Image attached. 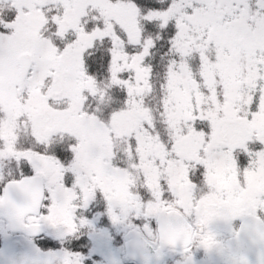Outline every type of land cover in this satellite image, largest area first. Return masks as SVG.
<instances>
[{"label":"snow or ice","instance_id":"6c2138e0","mask_svg":"<svg viewBox=\"0 0 264 264\" xmlns=\"http://www.w3.org/2000/svg\"><path fill=\"white\" fill-rule=\"evenodd\" d=\"M5 171L0 206L66 239L98 197L186 252L217 217L260 220L264 0H0Z\"/></svg>","mask_w":264,"mask_h":264},{"label":"rangeland","instance_id":"374dc122","mask_svg":"<svg viewBox=\"0 0 264 264\" xmlns=\"http://www.w3.org/2000/svg\"><path fill=\"white\" fill-rule=\"evenodd\" d=\"M7 176L4 182L9 181ZM240 216L242 215L230 218L217 217L207 226L224 228L227 231L230 221ZM77 219L78 221L79 219L87 221L79 228L85 238L86 249L83 250L80 247L82 242L77 244V239L72 241L71 238L67 245L73 248L77 245V249L83 250L80 252L83 264H129L124 252L123 238L132 230L138 231L149 243L155 241L154 218L128 214L119 220H113L107 210L106 203L99 197L92 201L88 208L81 209L77 214ZM194 221V216L189 218L190 223H194ZM145 225L148 227L146 228ZM49 236L56 241H61L63 238L58 231L50 232ZM52 244L47 248L39 247V249L20 237H9L6 233L5 223L0 219V264H59L67 245L63 244L65 245L63 247L61 242ZM207 260V257L201 260L194 259L192 264H208Z\"/></svg>","mask_w":264,"mask_h":264},{"label":"water","instance_id":"95a60500","mask_svg":"<svg viewBox=\"0 0 264 264\" xmlns=\"http://www.w3.org/2000/svg\"><path fill=\"white\" fill-rule=\"evenodd\" d=\"M6 184L5 188L7 187ZM5 188L3 195L5 194ZM9 198L16 204H23V198L15 193L9 192ZM0 218H3L7 224V228L12 233H22L27 237H36L43 233L45 228H39L32 231L24 227L21 222L10 215L7 206H0ZM159 247L154 250L137 231H130L125 237V253L127 258L136 264H161L164 257L163 251L166 248H174L183 250L182 244L169 245L162 243L159 238ZM264 223L256 218L244 216L240 222L236 234L226 240L227 252L238 259L239 264H264Z\"/></svg>","mask_w":264,"mask_h":264},{"label":"flooded vegetation","instance_id":"af4514ba","mask_svg":"<svg viewBox=\"0 0 264 264\" xmlns=\"http://www.w3.org/2000/svg\"><path fill=\"white\" fill-rule=\"evenodd\" d=\"M7 176V171H5L3 178H0V197L3 194V188L9 181L4 182ZM244 215L240 216L239 218H234L230 221L229 227L227 231L224 228L213 227V226H206L204 229V233H210L213 237V243L206 247L203 243H201L200 239H196L193 243L189 246V251L185 250H176L174 248H166L163 251L164 254V261L162 264H192L194 259H204L205 257L208 258V264H239L237 258L231 256L225 247L226 240L233 237L238 229L239 223ZM42 227H46V230L43 234L39 237L34 238H27L22 234L16 233L11 234L7 231L6 233L9 237H20L27 242H30L31 245L35 247H47L48 245L55 243L51 236H49L50 232L57 231L56 229L52 228L47 224H42ZM58 240V243H64L66 238H62L61 241ZM154 250L159 247L158 244V237L155 233V241L150 243ZM210 255V256H208ZM220 255L221 257H219ZM210 258V259H209Z\"/></svg>","mask_w":264,"mask_h":264},{"label":"trees","instance_id":"16d2710c","mask_svg":"<svg viewBox=\"0 0 264 264\" xmlns=\"http://www.w3.org/2000/svg\"><path fill=\"white\" fill-rule=\"evenodd\" d=\"M21 176L20 175H18V174H16L15 172H13V175L12 176H7V179H9V180H11V179H19ZM94 211V210H93ZM89 216V215H88ZM76 237H77V244H79L80 242H82V244H81V246L80 247H82L83 248V250L84 249H86V246H85V238H84V236H82V233H80V232H77V234L75 235ZM69 247V245H67V248ZM76 247H77V245H76ZM76 247H71V250L72 251H74V252H82L83 250L81 249V250H79V249H77Z\"/></svg>","mask_w":264,"mask_h":264}]
</instances>
